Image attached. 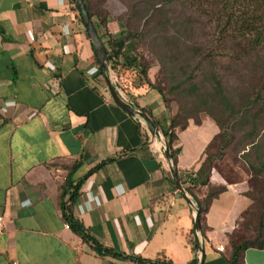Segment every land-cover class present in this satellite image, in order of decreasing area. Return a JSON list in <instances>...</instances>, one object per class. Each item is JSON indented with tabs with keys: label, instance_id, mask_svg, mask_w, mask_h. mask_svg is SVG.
I'll return each mask as SVG.
<instances>
[{
	"label": "crops",
	"instance_id": "1",
	"mask_svg": "<svg viewBox=\"0 0 264 264\" xmlns=\"http://www.w3.org/2000/svg\"><path fill=\"white\" fill-rule=\"evenodd\" d=\"M85 29L70 0H0V264H143L134 257L161 253L193 264L199 253L188 239L207 187L194 186L188 171L201 166L219 127L209 117L175 127L176 172L192 205L175 185L161 137L92 72ZM125 86V97L147 109L166 139L172 119L160 93L146 83ZM74 162L71 179H82L75 214L95 243L118 255L98 253L64 227L62 165ZM217 177L210 183L226 190L200 222L203 264H228V235L252 202L246 181ZM243 258L264 264V249L247 248Z\"/></svg>",
	"mask_w": 264,
	"mask_h": 264
},
{
	"label": "rangeland",
	"instance_id": "2",
	"mask_svg": "<svg viewBox=\"0 0 264 264\" xmlns=\"http://www.w3.org/2000/svg\"><path fill=\"white\" fill-rule=\"evenodd\" d=\"M91 1L93 11L96 7L98 15L106 13V22H110L108 32L117 33L123 25L136 34L129 44L132 55L148 66L149 77L160 87L164 105L177 127L209 117L215 118L224 129L228 141L217 139L208 150L213 159L211 176L214 179L218 176V180L227 183L246 181L247 191L257 189L264 203V170L257 171L260 162L264 163V98L255 101L261 92L264 96V47H248L247 41L253 36L246 32L251 25L264 31V0H226V3H219L221 0ZM156 7L162 17H152ZM227 18L233 21L228 20L220 36L216 25L221 23L222 26ZM244 18L251 24L247 28L237 23V19ZM239 29L247 33L246 38L238 34ZM99 30L106 40L103 26L99 25ZM172 39L178 45L172 46ZM196 44L204 47L200 51L202 56L194 53ZM173 54L178 56L175 61L171 60ZM183 64L188 67L180 70ZM209 69L218 75L223 94L233 103V109H239L248 99L252 101L245 114L233 115L229 109L220 111L211 80H204L205 71ZM116 78L123 93L128 80L133 84L139 82L134 72L118 73ZM191 83L199 86L201 100L197 92L192 96L183 91ZM202 84L208 89H203ZM239 223V231L246 236L256 234L255 215L249 214Z\"/></svg>",
	"mask_w": 264,
	"mask_h": 264
},
{
	"label": "trees",
	"instance_id": "3",
	"mask_svg": "<svg viewBox=\"0 0 264 264\" xmlns=\"http://www.w3.org/2000/svg\"><path fill=\"white\" fill-rule=\"evenodd\" d=\"M86 10L88 11L90 18L92 19L97 31L98 27L103 26L105 30V35L107 37L106 40H103V37L100 36V38L103 41V44L105 46V50L107 53V61H106V66L107 68H110L114 71L115 76L118 75V73H124V72H134L137 78H139V83L141 84H147L149 87H152L156 89L160 94H161V89L158 85H156L149 77V68L145 63L140 62L136 56L132 55V51L130 49V39L133 35L130 31H128L125 26L122 25L120 30L117 33H110L108 32V28L106 26L107 22V16L106 13L104 15H98L99 12H97L98 9L96 7L94 8V11L92 10V1L91 0H82ZM217 2V0H215ZM225 1V2H224ZM226 3V0H221L219 3ZM71 5L73 6L74 10L77 12V17L83 23L82 16L80 14L78 5L76 0H70ZM108 12L111 14V10L109 9L108 6H106ZM153 16H160L162 17L161 11L159 7H156L155 10L153 11ZM118 19V17L116 18ZM161 20V19H159ZM220 19H217L219 22ZM228 20L231 22L233 19H225L223 22V25L221 26V23H217L216 29L220 33V36L224 33L226 26L228 24ZM241 23V26H244L247 28V26H250L251 24L248 23V19H237ZM252 27H248L246 32H249L252 34L253 38L250 39L248 42V47L250 48H255V47H264V31L258 30V27L255 28L253 25ZM224 27V28H223ZM264 28V26H263ZM250 29V30H249ZM86 30V29H85ZM86 34L88 36L87 30ZM238 34L241 35L242 37L246 38L245 31L243 32L241 29L238 30ZM89 37V36H88ZM172 46L173 45H178L173 39L170 40ZM186 46V45H183ZM194 53H198L200 56L203 54H200V51H203L204 47L202 45H194L193 46ZM173 61L178 59V56L173 54L171 55ZM121 59L123 62H120ZM93 62L96 65V72L98 75H102L104 78L103 72L101 70L98 58L95 54L94 51V60ZM187 64L180 65V70H183L184 68H187ZM172 70L174 68L172 67ZM173 72V71H172ZM207 74L204 75V80L210 79L213 86V95L216 97V100L218 101L220 111L222 110L225 112L227 109H229L230 114H238L242 113L245 114V109L250 108L252 101L248 99L245 104H243L239 109H233L232 105L233 103L230 101L229 98H227L223 94V89L221 87V83L219 80L218 75L210 69L205 71ZM174 73V72H173ZM190 77V75H189ZM122 78V77H121ZM118 82V81H117ZM116 82V85H117ZM183 83V81L181 80ZM179 84V83H178ZM177 84V85H178ZM175 85L174 87H176ZM118 86V85H117ZM120 88V87H119ZM203 89H208L206 85L202 84ZM121 89V88H120ZM183 91H185L187 94H190L193 96L195 92H197L198 99L201 100L202 94H200L199 91V86L197 84L191 83L189 84L188 87L183 88ZM262 92L256 96V102L259 101L260 99L264 98L262 96ZM128 102L130 104H133L136 106L137 109L146 112L148 116H151L147 109L144 106H139L135 101H131L129 98ZM202 101L199 102L201 104ZM172 119V117H171ZM214 121L217 123L219 129H221V125L217 122V120L214 118ZM199 122V120L195 121ZM187 123H185L181 128L185 127ZM175 123L174 120H171L170 126H169V131L165 133L166 135V141L168 143L169 151H170V156L172 160V167L174 170H176V164H177V153L179 150L175 149L173 147V142L176 139V134H175ZM221 139L222 141H228V137L224 129L219 131V133L214 137V140L206 147V157L201 163V166L197 170L196 177L192 179V183L194 186L196 185H201V186H206V194L203 198L196 200L197 203V208L200 213V222H203V215L207 212L208 207L216 196H218L221 192L226 190V187L224 185H212L210 183V176H211V169H212V157L211 155L208 154V150L211 148L213 143H215V140ZM78 163L74 162L72 163L71 166H63L64 169L67 171V175L63 181V183L60 185V201L59 205L61 208L62 216L63 219L69 223V227L72 228L74 231L80 233L82 235L83 240H91L94 246V249L100 253V254H105V253H111L114 255H118L120 253H113L108 249L107 247H103L101 244L95 243L92 238L87 234L84 226L80 222L79 218L75 214V201L79 192V187L82 182V179H80L77 182H73L71 179V175L74 172V170L77 168ZM254 167V166H253ZM264 170V163L261 161L260 166L258 167L257 171H263ZM181 179V178H180ZM244 194L248 196L252 202L248 206V208L241 213V220L243 221L249 214L255 215L257 220H258V228L256 231V234L251 236H246L245 232L239 231V229L234 230L232 233L228 235V247H229V260L228 264H244V252L247 248L254 247L258 249H264V203L261 201V198L258 194L257 189L254 191H245ZM242 223V222H241ZM239 225H241L239 223ZM200 233L202 237H204V225H201V230ZM190 243L193 244V250L196 252V240H195V235L191 234L189 236ZM134 259L138 261L139 263L143 264H175L172 262L164 253H161L154 258H143L140 256H135ZM198 258L196 257L193 264H197Z\"/></svg>",
	"mask_w": 264,
	"mask_h": 264
},
{
	"label": "water",
	"instance_id": "4",
	"mask_svg": "<svg viewBox=\"0 0 264 264\" xmlns=\"http://www.w3.org/2000/svg\"><path fill=\"white\" fill-rule=\"evenodd\" d=\"M76 2L78 5L80 14L82 16L84 26L87 30L88 36H89L90 41L92 43L93 49H94L95 54L98 58L101 70H102L103 75H104V79L106 81L107 88L109 90V93H110L112 99L118 105H120L125 111H127L128 113L136 114V115L140 116L144 120V122L148 125V127L151 129V131L154 132L159 137H161L163 144H164V151H165L166 159L170 165V171H171V175L174 179L175 185H176L178 191L187 199V201L189 203H191L193 205L192 200L187 195V193L185 192L184 188L181 185V182L179 180V177L177 175L176 170H174V168L172 167V160H171L170 151H169V147H168V143H167L166 139L164 138L163 135H161V133L159 132L155 123L150 119V117L147 115V113L133 107L128 101H126L121 96V94L115 88V86L112 83L110 76L108 74V68L106 66L107 53H106L103 41L100 38L99 33H98L92 19L90 18V15H89L88 11L86 10V7H85L83 1L82 0H76ZM195 209H196V215H195L194 234H195V238H196L197 251L199 253L197 264H203L204 251H203V248H202L201 243H200L199 238H198V234H199L200 227H201L200 213H199V210L197 208H195Z\"/></svg>",
	"mask_w": 264,
	"mask_h": 264
},
{
	"label": "built area",
	"instance_id": "5",
	"mask_svg": "<svg viewBox=\"0 0 264 264\" xmlns=\"http://www.w3.org/2000/svg\"><path fill=\"white\" fill-rule=\"evenodd\" d=\"M97 70L96 67L93 68V71L92 72H95ZM108 74L110 76V79L112 81V83L114 84L115 88L118 90V92L121 94V96L127 101V98L125 97V95L123 94L122 92V89H120L117 85H116V82H117V78L113 72L112 69L108 68ZM188 174H189V178H194L196 177V174H197V170H195L194 168H189V171H188ZM0 226H1V222H0ZM64 227L68 228L69 227V223L68 222H65L64 223ZM219 250H223V246H219L218 247Z\"/></svg>",
	"mask_w": 264,
	"mask_h": 264
}]
</instances>
